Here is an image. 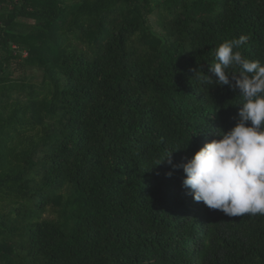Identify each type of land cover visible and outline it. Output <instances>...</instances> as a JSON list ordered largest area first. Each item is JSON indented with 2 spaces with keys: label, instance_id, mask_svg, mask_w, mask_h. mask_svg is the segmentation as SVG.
<instances>
[{
  "label": "trees",
  "instance_id": "1",
  "mask_svg": "<svg viewBox=\"0 0 264 264\" xmlns=\"http://www.w3.org/2000/svg\"><path fill=\"white\" fill-rule=\"evenodd\" d=\"M0 21V264H264V216L156 165L235 126L238 90L204 76L240 36L264 63V0H0Z\"/></svg>",
  "mask_w": 264,
  "mask_h": 264
},
{
  "label": "clouds",
  "instance_id": "2",
  "mask_svg": "<svg viewBox=\"0 0 264 264\" xmlns=\"http://www.w3.org/2000/svg\"><path fill=\"white\" fill-rule=\"evenodd\" d=\"M246 41L240 36L219 45L209 69L217 79L204 76L209 84L238 90L242 104L235 126L227 132L217 129L213 133L217 138L181 165L173 164L174 151L156 164L182 168V186L194 201L229 217L264 216V63L236 50Z\"/></svg>",
  "mask_w": 264,
  "mask_h": 264
},
{
  "label": "rangeland",
  "instance_id": "3",
  "mask_svg": "<svg viewBox=\"0 0 264 264\" xmlns=\"http://www.w3.org/2000/svg\"><path fill=\"white\" fill-rule=\"evenodd\" d=\"M150 21H151V24L153 26V29L155 31H157V32H160V28L156 24V16H152L151 19H150Z\"/></svg>",
  "mask_w": 264,
  "mask_h": 264
},
{
  "label": "built area",
  "instance_id": "4",
  "mask_svg": "<svg viewBox=\"0 0 264 264\" xmlns=\"http://www.w3.org/2000/svg\"><path fill=\"white\" fill-rule=\"evenodd\" d=\"M1 41H2V32H1V21H0V43H1ZM14 48L16 49V47H14ZM27 55H28L27 52H24V53H23V56H24V57H27Z\"/></svg>",
  "mask_w": 264,
  "mask_h": 264
}]
</instances>
